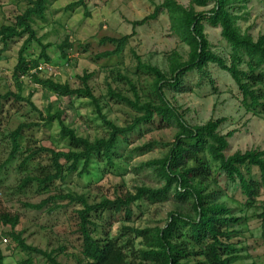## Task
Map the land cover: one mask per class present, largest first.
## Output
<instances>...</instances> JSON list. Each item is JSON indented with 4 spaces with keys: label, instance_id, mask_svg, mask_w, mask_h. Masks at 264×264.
<instances>
[{
    "label": "rangeland",
    "instance_id": "rangeland-1",
    "mask_svg": "<svg viewBox=\"0 0 264 264\" xmlns=\"http://www.w3.org/2000/svg\"><path fill=\"white\" fill-rule=\"evenodd\" d=\"M77 0L53 1L46 11L45 20H35L34 30L43 45L49 44L47 50L51 58L50 65L42 63L39 67V78H49L71 88L81 87L80 78L91 75L89 86L96 98L100 100L102 113L113 124L123 127L136 118V112L128 105L112 99L108 95L111 89L124 97L134 100L135 95L131 85L142 97V88L151 84V78L139 75L136 71L135 55L143 63L150 64L164 73L169 69L168 56L178 53L187 60L188 47L170 30V22L165 12L154 20L147 21L143 26L134 27L133 23L143 20L155 11L165 0H86V10L82 7L67 11L65 8ZM188 6L189 0H175ZM28 6V0H0V26L10 25L14 18ZM212 4L206 7H195L198 12H206ZM233 13L239 17L237 25L243 33H248L254 40L264 34V0H245V3L234 6ZM135 35L129 40L121 56L105 57L103 54L115 50V45L103 42V39H119L125 35ZM205 32L212 45V50L229 59L231 48L222 39L219 28L205 24ZM26 38L11 41L0 55V94L8 91L17 92L11 77L18 53ZM72 44L71 49H65L66 59L61 57L59 49L65 40ZM0 42V50H3ZM41 47L33 43L29 46L27 59H37ZM245 70L246 67L242 66ZM212 85L207 79L196 73L188 74L183 87L191 91L180 93L171 89L166 91L167 98L184 113L186 122L191 126H200L210 119L224 118L226 121L220 127L221 134L234 132L229 139L227 155L237 151L264 150V115L251 113L239 102L238 89L230 76L215 65L208 67ZM121 78H126L120 79ZM22 96L31 98L37 110H44L52 105L65 112L64 121L75 130L79 137L90 141L105 138L107 129L98 118L91 102L86 98H58L41 90L33 79L25 78ZM131 82V84L129 83ZM21 124H41L38 113L28 104L10 98L0 113V211L19 217V223L14 232L21 233L25 242L47 253L62 246L67 251L57 255L61 264H74L79 257L80 238L77 233L76 210L79 207L66 208L49 214L47 208L42 210L33 207L48 199L50 194L40 190L37 184L21 189L25 172L19 169L24 154H18L15 159L3 165L9 158L12 145L9 134ZM176 129L158 128L157 124L145 125L128 136L127 142L120 140L116 157L112 164L94 159L88 175L68 177L60 187L62 192H72L83 195L89 204L100 203L104 199H112L118 192L135 194L137 188L145 187L159 189L164 185L155 171L145 167L153 160L164 158L174 141ZM154 146L142 154L131 153L148 143ZM22 149L25 146L33 148L45 147L58 151L67 150V142L59 136V126L55 122L47 127L24 128L20 138ZM46 161V156H43ZM144 165V166H143ZM213 174L208 192H214L218 202L225 203L235 218H241L239 225L234 227L237 234L233 237L237 261L235 264H264V190L252 207H248L245 198L236 185L229 182L217 171L218 165L212 163ZM33 165H29L32 169ZM257 174L256 172L254 175ZM54 194V193H52ZM51 194V195H52ZM190 202L180 203L171 195L166 201L150 202L142 200L132 207L134 213L130 222L119 215L113 220L110 237H117L121 228H164L171 213L179 210L189 212ZM107 226H101V229ZM4 235L10 227L0 223ZM0 244L4 256L3 264H21L29 255L21 251L10 239ZM135 248H142L140 240ZM129 256H131L129 254ZM32 264H48L40 255L32 254ZM132 257V256H131ZM130 257V258H131ZM192 264H205L203 259L196 257Z\"/></svg>",
    "mask_w": 264,
    "mask_h": 264
},
{
    "label": "trees",
    "instance_id": "trees-1",
    "mask_svg": "<svg viewBox=\"0 0 264 264\" xmlns=\"http://www.w3.org/2000/svg\"><path fill=\"white\" fill-rule=\"evenodd\" d=\"M53 1L57 0H28V6L14 18L12 24L0 26V42L4 47L0 50V55L11 41L26 38L11 75L17 92L0 94V113L5 102L14 98L19 103L28 104L37 112L41 123L21 124L9 134L12 149L2 169L18 154H24L18 166L25 172L20 188L37 184L40 190L50 194L47 200L33 207L34 209L42 210L48 207L47 212L51 214L66 208L62 204L64 202L67 206L79 207L75 214L80 255L74 264H192L196 257L203 259L205 264H235L238 258L232 242L237 234L234 227L239 225L242 219L235 218L225 203L218 202L214 192H208L212 182V163L218 165L219 174L235 184L245 198L247 206L252 207L264 190V150L237 151L227 155L229 139L233 137L234 132H219L226 120L213 118L203 125L191 126L186 122L184 113L167 98L166 91H191L190 88L183 87L185 77L191 73L207 79L212 85L208 67L215 65L226 72L235 83L238 89L236 97L246 110L258 113L260 109L264 115V34L254 40L250 34L243 33L237 25L239 17L233 13L234 6L244 4L245 0H189L188 6H183L175 0H165L155 8L152 15L133 23L134 27L143 26L147 21L154 20L160 13L165 12L171 32L188 47V53L187 60L176 52L168 56L167 73L143 63L141 58L135 55L137 74L151 78L149 87L141 90L143 96L139 95L134 85H131L135 95L133 101L111 89L108 90L112 99L128 105L137 114L131 123L123 127L108 121L102 113L100 100L96 98L88 83L91 75L80 78L81 87L77 89L49 78H39L40 65H50L52 60L47 54L50 45L41 43L33 26L35 20H45L48 6ZM209 4H212V8L206 12H198L195 9ZM80 7L86 10V0H77L65 9L70 11ZM205 24L220 29L222 39L231 48L229 59L226 60L212 50L205 32ZM134 35L133 31L119 39H103V42L115 45L114 51L103 56H121ZM33 43L41 47V52L37 59L29 60L26 53ZM72 46L67 39L60 45L62 58L66 59L64 50L71 49ZM242 66L246 69H241ZM25 78L33 79L41 90L58 98L88 99L106 127L107 136L94 141L79 137L75 130L65 123L63 110L52 105L44 110H37L31 100L32 94L27 98L22 96ZM120 79L126 78L120 76ZM55 122L59 126L60 138L67 142V150L58 151L43 146L33 148L28 145L22 149L20 138L24 128L47 127ZM155 123L158 128L176 129L168 154L162 159L145 164V167L153 169L164 181L161 188L141 187L136 189L135 194L117 192L114 198H106L97 204H89L83 195L62 192L60 187L68 177L88 175L94 159H103L111 165L120 140L127 142L128 136L137 129ZM153 146L154 144L149 142L131 153L142 154ZM44 155L46 161L43 159ZM29 165H33V168L29 169ZM255 172L257 174L254 175ZM171 195L182 204L190 202L189 212L176 210L171 213L164 228L139 229L123 226L117 237L108 235L112 225L110 220L123 215L126 222L132 221V207L136 203L144 199L150 202L166 201ZM261 217L264 220V212ZM0 223L11 230L3 236L9 237L21 251L29 255L21 264H32V254L44 257L48 264H61L57 255L65 253L66 246L47 253L28 245L21 233L14 232L19 223L18 216L0 211ZM105 225L107 229H101V226ZM137 240H140V249L135 248ZM4 259L0 250V264H3Z\"/></svg>",
    "mask_w": 264,
    "mask_h": 264
},
{
    "label": "built area",
    "instance_id": "built-area-1",
    "mask_svg": "<svg viewBox=\"0 0 264 264\" xmlns=\"http://www.w3.org/2000/svg\"><path fill=\"white\" fill-rule=\"evenodd\" d=\"M6 242H7V238L5 236H3V233L0 229V244L6 243Z\"/></svg>",
    "mask_w": 264,
    "mask_h": 264
}]
</instances>
